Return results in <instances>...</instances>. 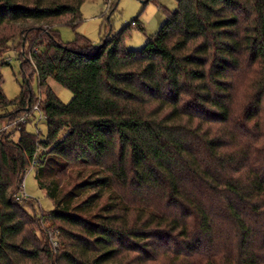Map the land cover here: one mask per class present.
<instances>
[{
    "label": "trees",
    "instance_id": "trees-1",
    "mask_svg": "<svg viewBox=\"0 0 264 264\" xmlns=\"http://www.w3.org/2000/svg\"><path fill=\"white\" fill-rule=\"evenodd\" d=\"M83 2L0 0V68L19 38L24 78L8 100L0 71V264H264V0H177L139 50L128 25L63 43ZM45 42L72 53L64 86L92 72L107 112L57 98ZM35 105L44 139L25 129ZM33 160L40 216L18 197Z\"/></svg>",
    "mask_w": 264,
    "mask_h": 264
},
{
    "label": "rangeland",
    "instance_id": "rangeland-1",
    "mask_svg": "<svg viewBox=\"0 0 264 264\" xmlns=\"http://www.w3.org/2000/svg\"><path fill=\"white\" fill-rule=\"evenodd\" d=\"M144 1H146L144 3ZM115 6V10L110 13V8ZM177 7V0H84L81 6L82 20L73 29L65 24H60L57 31L63 43L71 42L75 39L76 33L86 37L93 45H99L108 32H117L124 26L128 25L123 33L124 44L128 49L139 50L142 48L148 36L155 34L158 28L165 20L166 11H173ZM108 18V19H107ZM137 19V20H135ZM134 21L135 26L130 25ZM47 23L46 21L25 20L20 23L22 26L31 24L39 26ZM15 43V44H14ZM12 45V49L7 52L6 60L8 64L1 66L0 71L3 76L2 90L8 100L15 99L20 92L21 85L24 81L17 60V52L20 45V39L16 38ZM47 45L48 42H45ZM47 48L35 49L38 54L45 57H51L55 63L52 68V77L48 79V85L63 104H70L77 101L81 104L89 106L97 113H105L108 106L101 100L91 95L88 91L90 77L92 72L87 71L85 87H77L75 91L64 86L57 75L58 61L62 57H71L72 53L60 48L57 45H47ZM30 86L35 95L43 96L38 92L37 78L34 75L30 80ZM4 111L0 110V114ZM34 117V118H33ZM31 120L25 125V129L29 133L36 134L38 132L39 139H44L47 133L46 120L44 117L38 118L35 112ZM16 135H13L14 139ZM32 201L33 209L25 206L31 213L40 216L41 211L52 209L53 202L46 195L44 189H41L35 178V169L26 172L23 178V190ZM27 203H31L30 201ZM50 225V221H46L44 229ZM42 236V233H40Z\"/></svg>",
    "mask_w": 264,
    "mask_h": 264
},
{
    "label": "built area",
    "instance_id": "built-area-1",
    "mask_svg": "<svg viewBox=\"0 0 264 264\" xmlns=\"http://www.w3.org/2000/svg\"><path fill=\"white\" fill-rule=\"evenodd\" d=\"M130 25L135 26L136 23L134 21H132L130 23ZM34 110L38 111V118L39 119L43 117V115L38 110V106L37 105L34 106ZM26 120H27V115L21 116L17 120H15L12 123V125L16 126L17 129H20L21 128V125L26 123ZM36 163H37L36 160H33L32 163H31V165H30V167L28 168L27 171H29L30 169H33ZM22 190H23V183L21 185V190L18 193V197L19 198H28V196ZM54 245H56V243H54Z\"/></svg>",
    "mask_w": 264,
    "mask_h": 264
},
{
    "label": "crops",
    "instance_id": "crops-1",
    "mask_svg": "<svg viewBox=\"0 0 264 264\" xmlns=\"http://www.w3.org/2000/svg\"><path fill=\"white\" fill-rule=\"evenodd\" d=\"M144 2H145V1H144ZM137 21H138V20H137ZM163 22H164V21H163ZM163 22H162V23H163Z\"/></svg>",
    "mask_w": 264,
    "mask_h": 264
}]
</instances>
